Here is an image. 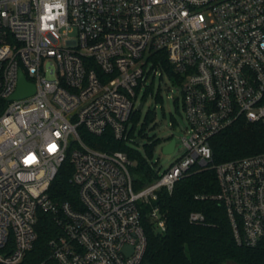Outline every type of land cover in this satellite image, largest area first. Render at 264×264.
Masks as SVG:
<instances>
[{"label": "built area", "instance_id": "2783aa9c", "mask_svg": "<svg viewBox=\"0 0 264 264\" xmlns=\"http://www.w3.org/2000/svg\"><path fill=\"white\" fill-rule=\"evenodd\" d=\"M19 72L34 92L9 100ZM155 76L176 85L183 149L164 171L148 162L158 177L135 190L127 154L91 148L80 130L125 138L143 107L137 93ZM237 119L264 124V0H0V264H23L38 210L61 232L36 264H141L140 205L209 167L210 138ZM67 155L77 208L47 194ZM211 167L218 192L200 198L224 206L237 244L255 246L264 239V152ZM149 217L165 231L157 205Z\"/></svg>", "mask_w": 264, "mask_h": 264}, {"label": "trees", "instance_id": "16d2710c", "mask_svg": "<svg viewBox=\"0 0 264 264\" xmlns=\"http://www.w3.org/2000/svg\"><path fill=\"white\" fill-rule=\"evenodd\" d=\"M161 68L171 78L175 76L168 61L161 54ZM155 66H157L154 61ZM152 94V85L146 87L142 97ZM160 100L159 92L155 95ZM140 110L131 117V127L125 138L116 140L110 133L94 136L80 130L82 140L91 148L100 151H122L133 161L130 168L133 188L141 189L158 176L148 163L156 141L143 144L141 154L131 144L146 137L145 129L150 120L146 114L138 127ZM212 158L209 167L195 166L181 178L169 192L160 189L151 205H140L141 224L147 245L141 264H264V239L255 246L236 243L229 218L222 204L200 198L218 192L216 174L211 165L264 152V124L246 123L237 119L223 131L210 138ZM73 166L67 155L51 181L47 194L52 202H68L79 207L77 188L71 184ZM157 205L165 220V231L158 232L149 217L151 206ZM200 213L202 222H191V213ZM37 239L27 252L23 264H36L49 254L48 242L61 232L53 214L38 210L36 213Z\"/></svg>", "mask_w": 264, "mask_h": 264}, {"label": "rangeland", "instance_id": "374dc122", "mask_svg": "<svg viewBox=\"0 0 264 264\" xmlns=\"http://www.w3.org/2000/svg\"><path fill=\"white\" fill-rule=\"evenodd\" d=\"M147 84H149L148 81L146 82V86ZM144 86L142 85L137 93L135 107H137L144 95ZM158 92L161 97L160 100L155 99V95ZM176 95V85L168 77L163 76L160 79L158 76H155L152 83V94L149 93L146 96L140 113L141 121L146 114L150 115V120L145 129L146 137L141 141V144H131L141 154H145L142 145L156 141L152 147V154L150 157H147V160L149 163L158 164L160 171L166 170L181 155L183 149L181 138L184 132L177 131L173 125L174 120L178 121L183 116L180 106L174 102ZM169 138L175 139L176 147L173 153L165 154L162 151V146Z\"/></svg>", "mask_w": 264, "mask_h": 264}, {"label": "water", "instance_id": "95a60500", "mask_svg": "<svg viewBox=\"0 0 264 264\" xmlns=\"http://www.w3.org/2000/svg\"><path fill=\"white\" fill-rule=\"evenodd\" d=\"M33 92H34V86L27 83L23 74L19 72L17 88L15 92L12 94V96L9 98V100L20 99V98H23V97H26L32 94ZM141 107H142V104H139L138 109H141ZM137 142L140 143V140H138ZM174 143H175V139H171L170 142L163 147L162 151L165 154L172 152Z\"/></svg>", "mask_w": 264, "mask_h": 264}]
</instances>
